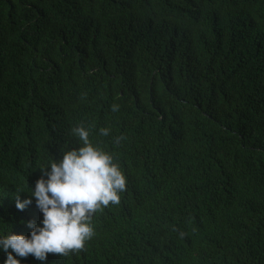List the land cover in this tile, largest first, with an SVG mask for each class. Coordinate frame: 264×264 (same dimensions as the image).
I'll return each mask as SVG.
<instances>
[{
  "label": "trees",
  "instance_id": "obj_1",
  "mask_svg": "<svg viewBox=\"0 0 264 264\" xmlns=\"http://www.w3.org/2000/svg\"><path fill=\"white\" fill-rule=\"evenodd\" d=\"M80 124L126 190L21 264H264V0H0V237Z\"/></svg>",
  "mask_w": 264,
  "mask_h": 264
},
{
  "label": "clouds",
  "instance_id": "obj_2",
  "mask_svg": "<svg viewBox=\"0 0 264 264\" xmlns=\"http://www.w3.org/2000/svg\"><path fill=\"white\" fill-rule=\"evenodd\" d=\"M118 110L119 105L114 104L112 111ZM71 131L82 146L65 151L58 162L40 169L42 175L31 196L43 215L42 226L30 221V236L0 237V249L8 254L5 264H21L16 257L26 259L31 255L46 261L49 254L67 257L83 251L95 235L93 216L120 203L119 193L126 190V177L114 156L94 146L90 130L83 124ZM100 134L108 136L110 129L101 128ZM122 139L117 137L114 143L119 144ZM31 204L32 199L21 202L20 194L16 195L17 209L23 211Z\"/></svg>",
  "mask_w": 264,
  "mask_h": 264
}]
</instances>
